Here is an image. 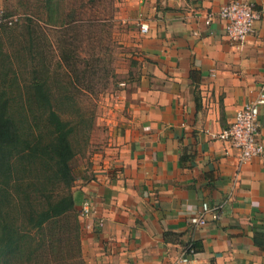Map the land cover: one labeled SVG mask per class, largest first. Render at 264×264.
Here are the masks:
<instances>
[{
    "label": "crops",
    "instance_id": "0c3cea01",
    "mask_svg": "<svg viewBox=\"0 0 264 264\" xmlns=\"http://www.w3.org/2000/svg\"><path fill=\"white\" fill-rule=\"evenodd\" d=\"M232 1L125 4L137 72L101 118V144L74 186L78 210L93 203L92 215L80 216L88 264H171L192 243L198 260L264 264V157L240 164L217 137L264 84V17L237 44L219 16ZM259 123L264 143V105ZM205 202L221 206V219L192 225Z\"/></svg>",
    "mask_w": 264,
    "mask_h": 264
},
{
    "label": "trees",
    "instance_id": "16d2710c",
    "mask_svg": "<svg viewBox=\"0 0 264 264\" xmlns=\"http://www.w3.org/2000/svg\"><path fill=\"white\" fill-rule=\"evenodd\" d=\"M46 7L44 25L61 27L63 22L52 19V0ZM42 35L32 17L19 15L18 21L0 25V264H86L72 136L79 126L87 125L85 132L92 128L93 113L88 121L76 100L78 93L92 90L86 80L97 74L100 58L84 57L80 69L77 47L66 40L52 70L38 45ZM24 55L38 67L18 70L15 60L24 63Z\"/></svg>",
    "mask_w": 264,
    "mask_h": 264
},
{
    "label": "rangeland",
    "instance_id": "374dc122",
    "mask_svg": "<svg viewBox=\"0 0 264 264\" xmlns=\"http://www.w3.org/2000/svg\"><path fill=\"white\" fill-rule=\"evenodd\" d=\"M46 2L47 0H0V9L7 14L20 15L23 19L32 17L39 21L44 35L38 45L41 50L44 47L49 55V67L52 70L57 65L61 46L65 44L67 47L66 40L73 42L77 47L80 69L84 66V57L95 54L94 58H100L94 69L97 74L86 80L87 84H92V90L86 89L85 92L77 94L76 101L80 108L87 112L88 121L91 120L89 115L93 113L90 131L85 132L87 125L84 129H80L79 126L72 136L77 151L73 166L75 176L79 179L82 170L90 167L91 159L101 144L99 131L107 126L101 118L105 120L110 116L123 86L127 87L126 84L132 81L137 72L135 56L138 46L136 37L132 35L136 28L122 17L128 0H52V19L59 23L63 22L61 27L44 25L48 14ZM6 44L8 50L17 57L18 52L14 50L10 41L6 40ZM36 48L38 47L33 48L34 52ZM15 62L20 71L27 66L29 70L31 65L38 67L37 62L30 64L27 55H24L22 61L24 63L20 64L17 60ZM60 69L65 71L63 68ZM58 74L62 76V71ZM82 255L88 264L83 249Z\"/></svg>",
    "mask_w": 264,
    "mask_h": 264
},
{
    "label": "built area",
    "instance_id": "2783aa9c",
    "mask_svg": "<svg viewBox=\"0 0 264 264\" xmlns=\"http://www.w3.org/2000/svg\"><path fill=\"white\" fill-rule=\"evenodd\" d=\"M219 16L227 21L226 32L229 38L237 44H244L253 32L257 20L264 17V7L258 9L253 2L234 0L221 6ZM213 16H208L206 22L210 23ZM19 15L6 17L5 11L0 9V25L9 21H18ZM149 29L147 24L141 25L142 32ZM264 105V84L256 99L246 103L236 114L232 125L217 134L222 140H228L238 150V161L246 163L256 157H264V143L260 140V108ZM81 216L89 217L93 212L91 199H85L79 210ZM222 209L219 205L203 203L200 208L193 211L189 217L192 225L203 227L211 221L221 219ZM197 251L190 246L185 249L171 264H215L196 258Z\"/></svg>",
    "mask_w": 264,
    "mask_h": 264
}]
</instances>
